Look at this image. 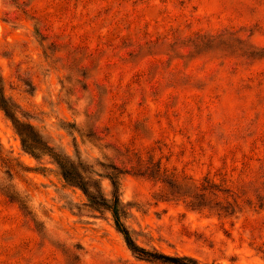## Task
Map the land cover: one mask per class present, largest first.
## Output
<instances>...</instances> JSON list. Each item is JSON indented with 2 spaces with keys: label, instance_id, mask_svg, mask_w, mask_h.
<instances>
[{
  "label": "rangeland",
  "instance_id": "rangeland-1",
  "mask_svg": "<svg viewBox=\"0 0 264 264\" xmlns=\"http://www.w3.org/2000/svg\"><path fill=\"white\" fill-rule=\"evenodd\" d=\"M1 100L0 264H161L27 134L139 249L264 264V0H0Z\"/></svg>",
  "mask_w": 264,
  "mask_h": 264
},
{
  "label": "trees",
  "instance_id": "trees-1",
  "mask_svg": "<svg viewBox=\"0 0 264 264\" xmlns=\"http://www.w3.org/2000/svg\"><path fill=\"white\" fill-rule=\"evenodd\" d=\"M0 107L6 114V116L11 117L12 109L7 105L6 101H0ZM22 146L23 148L35 156L38 153L47 154L51 156L55 163L58 165L63 180L71 186L78 187L87 197L90 207L95 210L108 211L114 221V226L116 230L124 237L127 247L130 251L138 256L140 259L149 262H159L161 264H197L194 260L187 257H169L157 253L146 252L139 249L131 239L128 230L122 222L124 216V211L122 209L120 199H119V188L118 183L114 178H110L112 185V200H106L101 194L100 188L96 183H87L82 174L78 169L72 164L64 161L57 155L50 153V149L43 145L41 141L32 134H27L25 137L22 135ZM263 169V168H262ZM261 169V170H262ZM213 187V185H212Z\"/></svg>",
  "mask_w": 264,
  "mask_h": 264
}]
</instances>
